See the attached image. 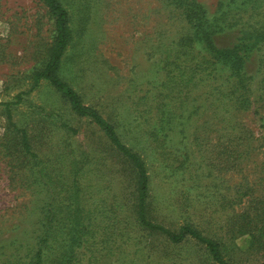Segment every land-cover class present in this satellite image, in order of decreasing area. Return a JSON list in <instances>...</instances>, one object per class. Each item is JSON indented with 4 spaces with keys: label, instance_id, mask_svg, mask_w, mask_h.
Wrapping results in <instances>:
<instances>
[{
    "label": "rangeland",
    "instance_id": "374dc122",
    "mask_svg": "<svg viewBox=\"0 0 264 264\" xmlns=\"http://www.w3.org/2000/svg\"><path fill=\"white\" fill-rule=\"evenodd\" d=\"M186 1L60 0L72 39L59 75L144 160L152 221L264 264V0H194L214 48L239 62L207 50ZM55 40L41 0H0V264L40 249L43 264H216L197 241L140 226L136 169L47 81L12 107L22 148L2 104L29 90Z\"/></svg>",
    "mask_w": 264,
    "mask_h": 264
},
{
    "label": "trees",
    "instance_id": "16d2710c",
    "mask_svg": "<svg viewBox=\"0 0 264 264\" xmlns=\"http://www.w3.org/2000/svg\"><path fill=\"white\" fill-rule=\"evenodd\" d=\"M48 8L52 15L55 28H56V40L55 45L50 53L48 62L43 70L35 71L32 75V85L28 91L17 95L16 101L12 103H4L7 119L9 125L13 129L21 134V145L26 153L31 154V144L27 132L24 129H20L13 122L12 107L22 103L23 97L31 94L37 90L42 81H47L56 91L61 93L64 98L70 103V106L75 114L79 117L89 119L105 134L111 144L133 165L138 174V222L140 226L151 232L160 233L166 236L172 243L178 244L185 241L187 238L197 241L200 245L204 246L208 251L210 257L216 264H231L224 255V247L221 243L205 236L200 230L196 229L190 224L183 225L178 231H173L161 224L152 221L148 215L147 200L149 189V176L146 168V164L139 153L127 146L120 139L115 127L111 124L97 109L86 105L81 99L77 91L59 75L60 66L63 56L72 39V30L69 25L70 17L68 10L62 5L60 0H41ZM190 21L193 23L195 33L203 32V42L206 44L207 50L215 53V55L221 56L226 59H237L236 62L241 60L239 55H236V51H217L214 48V43L211 35L205 28V18L203 8L194 0L186 1V6ZM71 132L76 130L64 125ZM52 221V219H51ZM50 222V221H49ZM60 226L69 229L70 225L65 221H59ZM76 223L74 224V226ZM54 226V225H53ZM56 226V225H55ZM78 227V225H76ZM78 229V228H77ZM71 230V229H70ZM81 231L84 232L83 228ZM261 235L264 237V229H261ZM264 245V241L262 242ZM42 249L38 250L35 255V259L31 261V264H43ZM62 264V262H60Z\"/></svg>",
    "mask_w": 264,
    "mask_h": 264
}]
</instances>
